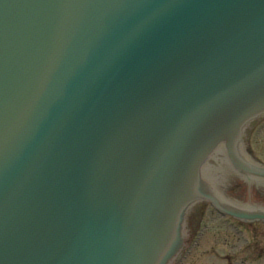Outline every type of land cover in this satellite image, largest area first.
<instances>
[{"label": "water", "instance_id": "95a60500", "mask_svg": "<svg viewBox=\"0 0 264 264\" xmlns=\"http://www.w3.org/2000/svg\"><path fill=\"white\" fill-rule=\"evenodd\" d=\"M262 114L264 0H0V264H165Z\"/></svg>", "mask_w": 264, "mask_h": 264}, {"label": "flooded vegetation", "instance_id": "af4514ba", "mask_svg": "<svg viewBox=\"0 0 264 264\" xmlns=\"http://www.w3.org/2000/svg\"><path fill=\"white\" fill-rule=\"evenodd\" d=\"M244 150L252 164L264 167V116L251 129ZM208 173L207 177L212 180L214 188L234 206L249 211L260 210L264 212V179L244 178L234 171L229 164L223 162L220 163L218 169H210ZM214 218H217V227L226 224L230 228H237L240 232L239 237L242 238L243 236V242L238 246V252L242 251L244 254L236 256L235 259H238L240 263L248 261L264 263V221H241L223 216L210 209L203 202L195 203L187 211L183 229L185 241H191V247L201 249L198 246L202 244L201 239L204 237L205 230L209 229V224ZM220 219H224V221L219 222ZM230 247H234V244L232 243ZM214 249L213 246L209 248L211 251ZM189 256L190 254L184 255L185 260ZM200 256L203 257L196 255V259ZM228 256L230 261L232 254H222L221 257L228 258ZM225 261L229 262L228 260Z\"/></svg>", "mask_w": 264, "mask_h": 264}, {"label": "rangeland", "instance_id": "374dc122", "mask_svg": "<svg viewBox=\"0 0 264 264\" xmlns=\"http://www.w3.org/2000/svg\"><path fill=\"white\" fill-rule=\"evenodd\" d=\"M224 221L220 219L219 222ZM226 225V224H225ZM217 227V218H214L212 223L209 224V229L205 230L204 237H202V244L198 247H193L190 252V256L186 260H182L180 264H264L261 261H248L240 263L236 256L244 254L242 251L238 252V246L243 242L242 238L239 237L238 232L234 227L230 228L228 225ZM234 247H230L231 244ZM213 246L214 251L209 250ZM222 254H232V258L229 261L226 257H221ZM196 255H202L196 259ZM217 256V257H216ZM228 260L229 262L225 261Z\"/></svg>", "mask_w": 264, "mask_h": 264}]
</instances>
